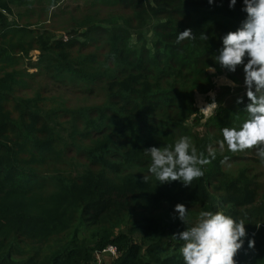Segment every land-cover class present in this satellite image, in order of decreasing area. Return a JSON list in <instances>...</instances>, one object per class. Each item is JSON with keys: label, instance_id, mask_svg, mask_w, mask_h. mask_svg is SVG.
<instances>
[{"label": "trees", "instance_id": "16d2710c", "mask_svg": "<svg viewBox=\"0 0 264 264\" xmlns=\"http://www.w3.org/2000/svg\"><path fill=\"white\" fill-rule=\"evenodd\" d=\"M43 1L48 6L59 2L0 0V264H91L95 252L109 245L119 249V256L110 264H184L178 252L182 242L172 236L187 226L178 219L175 206L184 204L193 221L190 209L215 212L227 206L228 213L238 219L240 209L257 202L260 186L254 176L240 172L233 177L225 170L243 152H218L205 166L203 177L187 187L179 181L160 184L149 174L150 157L143 152L190 136L198 151L207 156L208 145L215 146L214 142L222 139V128L243 121L250 102L247 97L237 111L220 109L204 125L195 100L197 93L215 88L208 67L223 71L214 57L223 47V36L236 31L246 19L243 0H237L235 8H230V0L212 4L208 0L110 1L134 13L136 19L125 20L124 27L91 23L82 35L81 43H96L99 37H106L112 68L105 71L94 68L98 62L95 55L82 64L70 59L67 49L75 46L73 40L37 36L26 48L17 46L12 30L30 29L9 22L13 7L26 8ZM144 29L152 33L149 40L142 39ZM186 29H191L196 39L178 44V33ZM132 32L138 34V45L133 43ZM202 34L207 40L200 39ZM33 50H39L40 55L32 67L39 69L53 58L56 68L61 65L80 81L102 82L107 95L101 106L73 111L74 121L84 119V129L75 133L90 144L79 147L71 134L66 142L80 148L87 162L72 175L55 176L54 189L48 195H44L45 187H39L43 176L28 164L40 161L51 149L52 139L63 137V132L55 120L57 111L37 105L42 97L19 95L37 73L16 66ZM46 67L51 69L50 64ZM242 70L243 65L238 66L235 73ZM11 103L18 122L8 108ZM39 125L50 131L43 141L35 135ZM17 152L26 154L27 159ZM144 176H149L148 183ZM249 231L236 262L264 264V220ZM249 239H255L254 249L248 247Z\"/></svg>", "mask_w": 264, "mask_h": 264}, {"label": "rangeland", "instance_id": "374dc122", "mask_svg": "<svg viewBox=\"0 0 264 264\" xmlns=\"http://www.w3.org/2000/svg\"><path fill=\"white\" fill-rule=\"evenodd\" d=\"M110 1L112 0H59L54 6L53 4L48 6L49 3L47 1L35 3L26 8L14 6V12L8 16L9 22L16 24V26L21 24L29 25L30 30L25 32H21L24 30L20 28L12 30L16 33L13 36V41L17 46L26 48L28 43L37 36H44L45 40L48 38L51 39V41L73 40L75 41V46L71 49H67L70 59L81 63L84 59H88L90 55H95L98 58V62L94 64V68L101 67L105 71L107 67L112 68L108 61L110 48L106 37H99L96 43L84 42L87 43V45L81 43L83 41L82 35L89 30L91 23L103 26H111V24L115 23L120 27H124L125 20L135 22L136 19L134 13L122 8L117 3L109 4ZM26 9L30 10L27 11ZM136 22L138 23V20ZM29 31H33V33H29ZM132 36L135 38L133 43H137L138 34L132 32ZM150 36H152V33L148 29H144L142 32V39L149 40ZM54 51L58 52L55 49ZM15 52L20 51L16 50ZM39 55V50L29 52V57H23V64L21 66H16V69L37 73L33 79L29 80L30 86L19 95L21 97L24 95L34 98L37 96L42 97L38 98L37 105L43 107L45 111H57L55 120L60 130L63 132V137L57 135V137L52 139L51 149L43 153V158L40 161L28 164L32 170H35L43 176V179L39 181V187H45L44 195H48L54 189L52 182L55 176L59 174L67 176L73 173L75 168L81 170L80 165L87 162L80 148L66 142V139L71 134L70 138L73 139L79 147L90 144V141L83 139L80 134L75 133L81 132L84 129V119L76 118L74 121L72 118L73 111L81 108L87 109L101 106L107 100V95L102 82L98 81L96 83L87 84L84 81H80L79 78L74 76L71 72L62 70L61 65L59 68H56V60L53 58H48L45 66L39 69L32 67V65L38 63ZM29 58H31V60H28ZM105 62L106 65L104 64ZM48 64L51 65V69L46 67ZM209 73L211 74L215 88L206 94L197 93L195 96L196 105L199 111L201 108L207 107L213 101L217 103L219 107L211 110L207 116L200 113L203 117V125L211 118L216 117L220 109H225L229 112L237 111L239 109L237 100L241 97H247L244 85V70L238 73H229V71L223 69L220 73L217 71H215V73ZM230 74H232L234 78H232ZM66 76L73 77L66 78ZM225 78L238 86L231 87L224 82ZM13 107V103L8 106V108L14 112L12 114L13 120L18 122V113L14 111ZM245 118L246 115H244L242 120ZM187 124L188 126L192 125L191 122ZM43 127L42 125L35 127V135L40 141L45 140L50 133L48 129L43 131ZM199 131L203 132L204 130L199 129ZM17 153L21 155L20 152ZM24 156L21 155V157L26 158ZM225 170L233 177H237L240 172H245L244 174L249 178L254 176L256 182L260 186V194L257 202L253 206L239 210L238 219L246 218V231L248 234L250 229L257 227L256 225H261L264 220V217L258 216V214H264V165H261L254 151L248 153L243 152L240 158L234 163L226 165ZM36 191L39 192L38 189ZM225 208L226 210L222 211L230 215L228 213L229 207L227 206ZM190 212L196 219L199 212L196 209H190ZM63 237L64 235L58 238L62 239ZM174 246L175 245H173L172 248H174Z\"/></svg>", "mask_w": 264, "mask_h": 264}, {"label": "clouds", "instance_id": "9594fccd", "mask_svg": "<svg viewBox=\"0 0 264 264\" xmlns=\"http://www.w3.org/2000/svg\"><path fill=\"white\" fill-rule=\"evenodd\" d=\"M210 4L215 0H208ZM237 0H230V8H235ZM247 16L236 31H230L222 38L223 47L214 57L216 64L235 73L243 65L246 96L250 101L244 112L246 118L239 126L221 129L222 139L207 147V156L198 151L190 136H180L173 144L150 147L144 155L150 157L149 174L160 184L179 181L185 187L192 185L204 175V168L216 159L217 153L225 150L231 153L254 150L261 165H264V0H243ZM191 29L179 32L176 42L195 40ZM207 40L206 35H200ZM245 58L247 63L245 64ZM209 72L216 69L208 67ZM225 83L237 87L225 78ZM243 103V98L237 104ZM214 101L200 112L204 116L218 108ZM239 120L240 116L236 115ZM227 159V157H225ZM145 183L149 176H144ZM178 219L187 227L172 236L181 243L179 255L184 264H237L236 256L247 239L246 218H234L222 210L215 212L202 210L195 221L184 204H177ZM260 227V225H256ZM248 247L255 248V239L248 240Z\"/></svg>", "mask_w": 264, "mask_h": 264}, {"label": "built area", "instance_id": "2783aa9c", "mask_svg": "<svg viewBox=\"0 0 264 264\" xmlns=\"http://www.w3.org/2000/svg\"><path fill=\"white\" fill-rule=\"evenodd\" d=\"M95 260L91 264H110L119 256V249L115 245H109L95 252Z\"/></svg>", "mask_w": 264, "mask_h": 264}]
</instances>
